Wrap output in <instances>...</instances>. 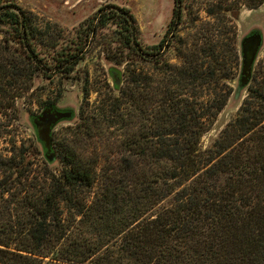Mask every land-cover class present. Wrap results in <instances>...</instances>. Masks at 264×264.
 Here are the masks:
<instances>
[{"label": "trees", "instance_id": "1", "mask_svg": "<svg viewBox=\"0 0 264 264\" xmlns=\"http://www.w3.org/2000/svg\"><path fill=\"white\" fill-rule=\"evenodd\" d=\"M188 1L175 0L166 34L147 47L129 8L101 7L88 22L87 39L56 51L49 63L40 53L34 20L12 0H0V27L12 28L19 54L47 78L72 73L98 31L115 23L121 56L107 57L113 90L109 114L118 120L128 111L129 123L142 121L122 141L118 165L103 172L93 196L97 173L73 149L62 154L65 167L47 175L50 182L26 200L18 190L27 187L37 144L0 154V200L6 204L4 217L0 208V264H264V74L259 78L257 72L262 46L247 84H241L240 74L235 97L246 88L248 94L237 116L210 147L202 138L234 91L220 87L221 81L243 55L234 36L224 43L222 24L208 22L201 42L163 90L153 85L154 76L137 70V63L147 60L158 71L164 67L165 53L189 23L193 4ZM263 1L240 0V10ZM238 8L212 4L207 11L222 23L229 12L237 19ZM1 61L0 114L19 113L16 91L28 74L11 58ZM188 88L191 96L181 92ZM205 93L208 99L202 101ZM44 107L58 109L54 102ZM41 116L29 113L36 130ZM6 127L0 124V135ZM37 143L50 162L59 159L53 140L50 151L39 134ZM18 206L23 213L13 220L12 207ZM13 235L17 241L11 246Z\"/></svg>", "mask_w": 264, "mask_h": 264}, {"label": "rangeland", "instance_id": "2", "mask_svg": "<svg viewBox=\"0 0 264 264\" xmlns=\"http://www.w3.org/2000/svg\"><path fill=\"white\" fill-rule=\"evenodd\" d=\"M12 2L20 5L34 20L33 26L37 28L35 31L37 40L43 43V47H39L40 53L49 63L56 51L61 49L68 51L74 48L78 41L84 42L87 39L90 32L88 22L101 7L118 5L129 8L137 20L140 40L147 47L159 43L164 37L175 5V0H12ZM188 2L193 4L189 23L180 30L176 44L165 53L164 67L158 71L154 63L147 60L138 62L137 70L154 76L156 80L153 85L159 84L163 90L174 69L185 63L188 51L196 48V43L201 42L200 33L208 26L210 27L208 22H211L216 26L222 24L225 28L224 43L234 36V44L239 52L242 51V40L247 34L252 31L262 34L263 45L258 57L257 72L259 70L258 76L263 78L264 1L258 7L244 6L241 10L240 0H189ZM212 4L239 7V16L234 19L229 12L226 21L220 23L216 15L207 11ZM116 27V24L111 22L110 25L98 31L83 53V59L72 73L56 74L49 78L40 73H34L25 56L19 54L20 51L17 49L20 46L12 37V28L6 25L0 27V64L3 63L2 58H11L20 64L25 75H29L21 84L24 88L16 91L20 94L15 99V107L18 108L19 113L8 109L6 113L0 114V124L7 126L4 133L0 135V154L11 155L14 148L28 149L31 144H37L39 149V152L31 158L33 169L25 182L26 189L20 187L22 189L18 190L21 198L24 197L26 200V196L39 192L46 181L50 182V178H46L47 175L56 174L65 167L62 154L66 152V149L75 150L97 173V182L90 193L93 196L103 184V172L108 168L115 169L118 165L124 152L121 146L122 141L141 124V119H138L135 124L129 123L126 113L128 111H124L118 120L117 116L109 114L107 99L113 90L112 81L108 77L107 57L117 56V54L121 56V48L118 46L119 42L115 33ZM55 43L57 48H51L50 46ZM230 65L232 73L229 78L222 79L220 87L225 90L232 88L234 91L224 108L209 122L210 129L202 138L204 147H210L227 124L237 116L248 94V88L242 91L239 98H236L234 94L242 71V59L238 64L232 62ZM25 81L27 83H24ZM181 92L185 96L192 95V89L189 88L182 89ZM207 99L208 95L205 93L201 100ZM47 102H54L57 108L70 114L57 122L51 132V141L53 140L56 154L59 155V159L54 162L49 161L44 154L42 144L37 143L38 130L29 120V113L40 114ZM5 207L6 204L1 199L0 208L3 209L1 213L3 217ZM11 213V219L18 220L23 213V208L12 207ZM2 215L1 222H3ZM9 236L12 237V235ZM9 241L11 246H14L17 238L13 235V239Z\"/></svg>", "mask_w": 264, "mask_h": 264}, {"label": "water", "instance_id": "3", "mask_svg": "<svg viewBox=\"0 0 264 264\" xmlns=\"http://www.w3.org/2000/svg\"><path fill=\"white\" fill-rule=\"evenodd\" d=\"M263 36L258 32H254L242 40V71H241V84L245 85L248 83L254 62L256 60L257 54L262 46ZM69 113H65L63 111H56L51 114L47 112L43 113L40 119L46 118L45 126L38 130V134L40 138L44 141L48 151L51 150V132L52 126L57 124L63 118L69 116Z\"/></svg>", "mask_w": 264, "mask_h": 264}, {"label": "flooded vegetation", "instance_id": "4", "mask_svg": "<svg viewBox=\"0 0 264 264\" xmlns=\"http://www.w3.org/2000/svg\"><path fill=\"white\" fill-rule=\"evenodd\" d=\"M56 111L65 112V110H62V109H59V108L58 109H51L49 107H46V108L44 107V110L42 111V113L47 112L48 114H51V113L56 112ZM65 113H68V112H65ZM45 124H46V118L40 119V121L38 122V125H37V130L42 129L45 126Z\"/></svg>", "mask_w": 264, "mask_h": 264}]
</instances>
